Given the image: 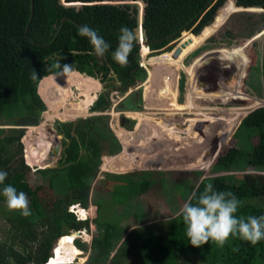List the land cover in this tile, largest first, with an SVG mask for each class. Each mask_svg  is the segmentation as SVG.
I'll return each instance as SVG.
<instances>
[{"label":"trees","instance_id":"1","mask_svg":"<svg viewBox=\"0 0 264 264\" xmlns=\"http://www.w3.org/2000/svg\"><path fill=\"white\" fill-rule=\"evenodd\" d=\"M122 1L128 0H0V170L8 173L4 184H11L18 192L27 194L31 209V215L27 217L22 216L19 211L15 212L16 218L7 217L10 223L14 220L15 224L13 226L12 222L9 225L0 241V264H47L49 259L56 258L67 245L72 244L74 237L71 234L68 236V233L83 228L89 230L90 223L94 225L96 232H91L89 243L80 241L79 238L73 240L79 250L87 252L82 264H128L129 257L136 260L134 264H182L180 260L183 259L184 264L186 258L196 259L199 264H264V239L252 245L230 237L224 247H218L213 241L194 247L186 236V225L181 215L176 214L167 219L164 233H156L149 226L127 229L104 215L102 207L108 210L109 206L96 196L91 199L90 187L98 172L103 146L107 155H114L121 149L117 138L108 128L106 115H92L75 122H57L56 130L62 139L60 157L57 160L60 168L36 169L31 173L29 166L24 163L20 138L26 126L37 125L40 113L45 109L38 94V85L43 78L56 71L53 67L48 72L49 66L58 62L61 66L72 65L74 71L98 79L103 84L102 91L96 96L90 110L103 111L109 108V91L124 93L128 87L145 79V69L138 65L139 47L136 42L127 67H121L111 59V53L118 44L119 29L127 26L136 30L141 11L143 39L148 42L151 50L163 47L178 37L181 31L190 32L183 35L182 41L188 38L190 40L176 57H172V53L168 51L156 56L148 55L150 60L156 62L153 67H161L163 76L190 49L202 44L231 12L238 9L234 0H131L142 2L139 13L135 4ZM74 2L82 4L69 5ZM236 4L264 8V0H253L252 3L236 0ZM62 18L65 19L61 21ZM85 24L95 29L111 46L103 58L94 55L87 38L77 34L78 27ZM262 41L260 74L263 91L257 93L264 99V35ZM235 49L236 66L241 67L242 74L244 73L239 76L243 77V84L249 90L253 86V60L242 53L240 47L236 46ZM243 63L246 64L244 71ZM33 71L37 74V79L31 78ZM239 76L236 75L237 80H240ZM110 80L113 81L108 82ZM183 81L184 76L181 74L178 81L179 92L183 90ZM167 85L161 78L155 96L166 101V98H173L174 103H168L167 108L178 109L176 95L171 96L172 89H166ZM42 92L46 94L45 90ZM256 100L259 103L260 99ZM193 107L194 105L188 104L186 108L191 110ZM114 109L140 110V90L131 91L124 96L115 104ZM126 115H136L138 119L141 117L133 112ZM142 117L148 120L150 118L146 115ZM205 118V124L201 127L207 132L215 126V117ZM193 119L197 120V117ZM221 119L229 126L234 124L233 119L224 117L223 113ZM243 123L251 124L258 140L264 144V106L253 109ZM5 125L10 127H4ZM48 130L56 138H60L52 131V126ZM222 131L223 128L219 126V133ZM46 141L47 133L43 143ZM261 151H264L262 146ZM228 153H233V150L224 153L222 159ZM258 154L261 155V152ZM203 157L202 155L201 159ZM42 159L41 157L40 162ZM257 160L264 163V157L261 160L254 157L251 163H257ZM38 166L43 167V162ZM194 174L199 176L200 172L195 171ZM140 176L139 179H132L128 173L107 175L109 180L117 182V191L108 190L111 202L114 203L117 199L125 202L142 185H146V175ZM30 177L33 178L32 183L29 181ZM209 183L214 190L230 191L242 201L236 215H264V174H220L202 179L191 187L186 202L193 193L199 195ZM55 186H58L61 193L51 192ZM3 187L4 185H0V189ZM89 201L96 208L95 215L90 220H77L67 210L70 204L78 203L86 207ZM0 202L6 203L2 195ZM191 202L196 201L193 199ZM34 216H38L37 229L31 223ZM28 219L30 221L26 225ZM10 226L12 232L9 235ZM14 246H18L20 250ZM67 254L69 252L65 253ZM57 262L59 261L56 259ZM65 262L71 261L63 260ZM185 264L195 263L190 261Z\"/></svg>","mask_w":264,"mask_h":264},{"label":"rangeland","instance_id":"2","mask_svg":"<svg viewBox=\"0 0 264 264\" xmlns=\"http://www.w3.org/2000/svg\"><path fill=\"white\" fill-rule=\"evenodd\" d=\"M246 1L253 2V0ZM124 2L135 4L140 13L143 6L142 2L131 0ZM234 4L238 9L231 12L202 44L190 49L178 63L173 64L169 71L164 72L163 76L161 67L159 69L153 67L152 65H155L156 62L150 60L148 55L156 56L167 51L172 53L173 48L182 41L183 35L190 32L181 31L178 37L156 50H151L148 47V49L142 50L138 46L140 49V53L138 49V65L145 69V79L142 82H136L131 87L132 90L128 87L124 93L109 91V108L96 113L107 116L108 128L119 138L121 150L124 147V151L121 152L120 150L121 153L108 157L104 150L105 146H103L98 172L91 184L89 197L92 196L91 199H94L96 196L97 199H103L109 207L106 210L103 209V206L102 213L109 216L118 225L127 229L149 226L156 233H164L167 219L180 212L190 195L191 187L202 179L220 174L247 172L264 174V163L258 162L259 160L257 163H251V159L254 157L263 159L264 151H261V146L263 150L264 144L258 140L252 125L243 123L245 117L253 109L264 106L263 97L257 93V91L260 93L263 91L260 71L264 35V8L252 5L240 6L236 4V0H234ZM140 39L138 38L137 41ZM236 46L240 47L242 53L250 56L253 60L251 68L253 86L249 90L243 84L244 79L241 76L244 73L242 74L241 67L236 66ZM245 66L246 64L243 63V71ZM181 73L184 75V81L183 90L179 92L177 80L180 79ZM237 74L238 76L241 75L239 76L240 80L236 79ZM50 75L43 78L38 85V94L45 105V109L40 113L39 122L36 127L26 126L20 138L21 156L24 163L29 166L31 173L36 169L41 170L43 168L38 166L41 162L35 163L28 160L29 144L36 142L37 135L41 131L49 132V126H52V131L59 135L56 130L57 122H75L77 119H84L93 115L94 113L88 110V105L91 102L87 106L82 104V112L77 109L78 104H80L78 99L81 95L95 98L103 87L98 79L74 70L67 77L62 75L55 78L54 75ZM161 78L168 83L166 89H170L169 86L174 89L170 94L171 96L176 95L178 109L167 108V101L155 96ZM149 80L150 83L148 84ZM138 89L141 96V109L135 112L141 115L140 119L136 115H126L125 113L123 118L119 112L112 111L113 105L128 91H137ZM42 90H45L46 94H43ZM180 97L181 100L179 101ZM166 99L168 102L170 101V104L174 103L173 98ZM256 99H260L259 103L256 102ZM188 104L194 105V107L187 110ZM55 112L69 115L67 118H59L52 116ZM222 113L224 117L233 119V126L224 124V119H221ZM144 115L150 117L149 120L142 117ZM205 116L215 117V119L213 118L215 126L203 135L205 129L201 127V130H198V125H195V122L199 123L202 120L201 125L205 124ZM193 117H197V120ZM165 122L174 128L171 130L173 133L167 132L168 127ZM186 122L193 128H191L192 126L188 127L189 124L187 125ZM219 126L221 129L223 128L221 133H219ZM4 127L10 126L5 125ZM59 137L62 140L61 135ZM44 138L45 134H42L41 142ZM228 150H233V153H228L227 157L222 159L221 156H224ZM39 152L43 153L40 149ZM260 152L261 155L258 154ZM203 153L204 157L201 159ZM59 157L60 153L47 168H60L57 163ZM198 157L202 161L199 162ZM157 161L165 164H157ZM32 164L35 165L32 167ZM195 171L200 172V175H195ZM124 173H128L132 179H139L140 174H144L147 183L131 194L125 202L117 199L113 203L109 198L108 190L117 191V182L109 180L107 175ZM29 181L32 183L33 178L30 177ZM51 192L61 193L58 191V186H55ZM0 205L4 210L0 209V241H2L9 225L12 222V225L15 224L14 220L10 223L7 217L14 219L16 211H9L6 203L0 202ZM89 205L93 207L92 203ZM71 209V207H67L68 211ZM77 213L75 219L81 213L87 215L81 210ZM37 218L38 216H34L31 219L34 229H37L39 223ZM29 221L30 219L26 225ZM11 227L10 231L8 230L9 235L12 232ZM90 231L93 234L96 232L94 229H90ZM90 231L87 230L86 232L82 229L81 233L76 234V232L71 231L68 233L69 235H66L70 236L71 234L74 239L79 238L80 241L88 244L91 236ZM56 241L53 243L54 245ZM14 248L20 250L18 246H14ZM67 252L69 254L65 255ZM79 254V249L75 247L72 241V244L67 245L64 251L57 256L59 261L57 263L69 260L74 262L73 264H82L87 252L81 256ZM183 260H180L182 264ZM135 261L134 258L129 257L128 264H134ZM190 261L199 264L196 259L189 260L187 258L184 264ZM49 263L48 261L47 264Z\"/></svg>","mask_w":264,"mask_h":264},{"label":"clouds","instance_id":"3","mask_svg":"<svg viewBox=\"0 0 264 264\" xmlns=\"http://www.w3.org/2000/svg\"><path fill=\"white\" fill-rule=\"evenodd\" d=\"M123 2L124 1H122V3ZM77 34L80 37L87 38L92 47V53L97 57L103 58L111 47L103 37L98 35V32L95 29L90 28L86 24L78 27ZM138 38V33L135 30L127 26H122L119 29L118 44L115 50L111 53V59L121 67H127L129 64L128 58L132 53L135 42L138 40ZM53 67L56 69V71L53 73L55 78L62 75L67 77L74 70L72 65L66 64L61 66V64L58 62L54 66H49L47 69L48 72H51ZM31 78L37 79V74L35 71H33ZM95 99L96 97L88 105V110L94 113L93 115H101L96 114L97 112L101 111L90 110V106L93 104ZM114 106L115 105L112 107V111L119 112V115H122L124 118L123 114L127 111L115 110ZM118 142L120 143L119 140ZM7 176L8 173L6 171L0 170V185H4V187L0 189V195L5 198L7 208L9 211H19L20 214L25 217L31 215L27 194L23 191L18 192L17 189L11 184H4ZM193 199H195V203L191 202ZM241 204L242 201H240L234 193L230 191H216L214 190V187L211 183L207 184L204 187V190L199 193V195L193 193L189 197L188 202L182 206L180 212L178 213V215L182 216L183 222L186 225V236L191 245L194 247H200L209 243V241H213L218 247H224L230 237L239 238L243 241L251 243L252 245H256L259 241L264 239V215H260L258 217L238 216L236 214ZM68 207L72 208L69 211L72 212L75 217L77 213V207H80L81 210H88V213L85 217L77 218V220H90L94 217V211H89L90 208L93 209L91 205L86 208L80 206L78 203H75L68 205ZM77 217H80V215ZM90 229H94L92 223L89 224V231ZM81 230L77 231L80 232ZM83 230L87 232L86 229L83 228ZM89 233H91V231ZM51 254L52 249L50 256ZM79 255L81 256L83 254ZM65 263H72V261Z\"/></svg>","mask_w":264,"mask_h":264},{"label":"bare ground","instance_id":"4","mask_svg":"<svg viewBox=\"0 0 264 264\" xmlns=\"http://www.w3.org/2000/svg\"><path fill=\"white\" fill-rule=\"evenodd\" d=\"M144 48H147V46H145V45L142 44L140 46V49L144 50ZM93 99H94L93 96L81 95L80 98L78 99L80 104H78L79 106H78L77 109L82 112L83 111L82 110V108H83L82 104L87 106V104L90 103V102H92ZM125 114H127V113H125ZM68 115L69 114H66V113L55 112V114L52 115V116H57L59 118H61V117H66L67 118ZM170 128L171 129H174L173 127H168L167 129L170 130ZM36 132H39V131H36ZM169 133H173V132L170 131ZM42 134H46V133H44V132L41 131L37 135L36 142L35 143H32V144L31 143L29 144L30 146L28 147V154H29L28 160L31 161V162L40 163V161H39L40 158L39 157L41 156L42 158H44V156L49 152V149L51 147V143L54 142V138H56L51 132H48L47 131L48 141H46V142L43 143V141L41 142V140H42ZM39 149L43 153L39 152ZM44 160H45V158L42 159L41 163ZM34 165L35 164H32L31 166H34ZM79 210H81V209H77L76 212H78ZM81 211H84L85 213H88V210H85V209L84 210H81ZM89 211H92V208H90ZM90 213H92V212H90ZM80 216L81 217H85L86 215L83 214V213H81ZM72 232H75V231H72ZM79 233H81V232H79ZM56 259H57V257L56 258L49 259V262H50L49 264H55L56 263ZM53 260H54V262H52Z\"/></svg>","mask_w":264,"mask_h":264},{"label":"water","instance_id":"5","mask_svg":"<svg viewBox=\"0 0 264 264\" xmlns=\"http://www.w3.org/2000/svg\"><path fill=\"white\" fill-rule=\"evenodd\" d=\"M61 1H63V0H61ZM81 4H82L81 2L69 3V5H81ZM141 13H142V11H141ZM141 13H140V16H139L138 26H137V28L135 30L138 33V37L141 38V39H140V41H136V45L137 46H141V44H143V45L147 46L148 42L146 40L142 39L143 38V31H142V27H141ZM64 19L65 18H62L61 21H63ZM189 40L190 39L188 38L187 40H183V41L179 42L172 50V57H176L179 54L180 49L182 47H184L189 42ZM142 99H143V96H142ZM201 122H199L197 124L198 125V128H197L198 130L199 129L201 130V126H202ZM60 149H61L60 139L54 138V142L51 143V147L49 149V152L46 154L45 160L43 161V167H42L43 169L47 168L50 163H52L53 161L56 160V158L58 157V154L60 153ZM75 232H76V234L79 233L78 231H75Z\"/></svg>","mask_w":264,"mask_h":264},{"label":"flooded vegetation","instance_id":"6","mask_svg":"<svg viewBox=\"0 0 264 264\" xmlns=\"http://www.w3.org/2000/svg\"><path fill=\"white\" fill-rule=\"evenodd\" d=\"M181 74H183V73H181ZM181 74H180V75H181ZM183 76H184V75H183ZM178 81H179V80H177V88H178ZM137 83H138V82H137ZM149 83H150V80H149L148 84H149ZM171 85H172V84H171ZM171 87H172V86H171ZM171 87L169 86L170 89L174 90V89L171 88ZM129 88L131 89V87H129ZM131 90H132V89H131ZM129 93H130V92L128 91L124 96H126V95L129 94ZM124 96H123V97H124ZM156 96H157V95H156ZM123 97H122V98H123ZM143 98H144V97H143ZM167 103L170 104V101H169V102L167 101ZM147 106H148V104H147ZM148 107H149V106H148ZM186 109H187V108H186ZM187 110H188V109H187ZM131 112H133V113H137V112H135V111H127V112H125V113H131ZM165 123H166V122H165ZM186 123H187V122H186ZM188 124H189V123H187V125H188ZM197 124H198V123H195V125H197ZM187 125H186V126H187ZM166 126H167V127H170V126L167 125V123H166ZM191 126H192V125L189 124L188 127H191ZM34 127H36V126H34ZM191 128H193V126H192ZM128 129H129V128H128ZM132 130H133V129H132ZM171 130H172V129L170 128V130H167V132H170ZM49 132H50V131H49ZM130 134H132V133H130ZM205 134H206V131H204L203 135H205ZM201 136H202V135H201ZM116 137H117V136H116ZM117 138H118V137H117ZM59 139H60V138H59ZM118 139H119V138H118ZM158 145H159V144H158ZM60 150H61V149H60ZM123 151H124V147L122 148V151H121V152H123ZM121 152H120V153H121ZM160 154H161V152H160ZM161 155H162V154H161ZM202 155H204V153H203ZM158 157H159V155H158ZM39 158H40V159H39V161H40V160H41V156H40ZM198 158H200V157H198ZM158 159H159V158H158ZM159 162H160V161H157V164H165V163H162V162L159 163ZM157 164H156V165H157ZM156 165H155V166H156Z\"/></svg>","mask_w":264,"mask_h":264},{"label":"crops","instance_id":"7","mask_svg":"<svg viewBox=\"0 0 264 264\" xmlns=\"http://www.w3.org/2000/svg\"><path fill=\"white\" fill-rule=\"evenodd\" d=\"M162 125H163V124H162ZM117 154H118V153H117ZM115 155H116V154L111 155V156H115ZM89 204H91V203L89 202L88 205L86 206V208L90 206ZM0 209H2V208L0 207ZM95 209H96V208H95L94 205H93V211H94L93 214H94V215H95ZM2 210H3V209H2ZM3 211H4V210H3ZM4 213H5V212H4ZM178 213H179V212H178ZM178 213H176V214H178ZM93 214H92V215H93ZM2 215H3V213H2ZM79 251H80V250H79ZM80 254H83V252L80 251Z\"/></svg>","mask_w":264,"mask_h":264},{"label":"built area","instance_id":"8","mask_svg":"<svg viewBox=\"0 0 264 264\" xmlns=\"http://www.w3.org/2000/svg\"><path fill=\"white\" fill-rule=\"evenodd\" d=\"M77 218H81V217H77Z\"/></svg>","mask_w":264,"mask_h":264}]
</instances>
